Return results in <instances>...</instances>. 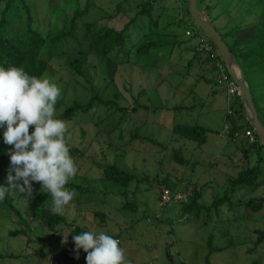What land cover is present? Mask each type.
<instances>
[{
	"label": "rangeland",
	"instance_id": "rangeland-1",
	"mask_svg": "<svg viewBox=\"0 0 264 264\" xmlns=\"http://www.w3.org/2000/svg\"><path fill=\"white\" fill-rule=\"evenodd\" d=\"M85 1L15 0L9 18L20 30L26 27L30 15L34 29L45 32L52 25L50 8L61 9L69 4L68 14L72 16L75 10L86 8ZM91 1L95 6L78 21L76 39L69 38L64 43L43 77L60 89L54 106L56 119L61 120L74 101L85 103L95 95L115 104H96L91 112H79L62 120L66 124L68 149H77V155L69 152L77 173L66 185L75 195L58 214L65 217L66 225L61 224L54 231L37 228L40 217L52 213L51 197L41 192L39 182H32L31 196L14 193L3 200L6 204L0 202V264H63L61 253L76 254L73 227L93 233L103 230L118 239L127 264H264V243H258L256 232L264 230V207L252 212L247 205L250 200L258 203L264 199V185L255 191L248 186L238 187L234 196L217 203L218 208L214 206L225 197L239 171L257 163L256 153L250 161L244 160L227 137L226 85L219 80V71L205 62L204 55L199 58L194 54V42H188L192 32L183 33L171 26L165 31L170 34H159L181 19V0L159 4L153 16L157 26L150 36L145 34L148 25H153L140 15L138 23L130 28L124 55L117 57L128 59L124 64L89 51L86 25L106 23L111 16L112 24L122 29L138 16L142 0ZM249 4V0H237V5L234 2L229 10L237 17L253 9L245 21L256 23L262 10ZM5 5V0L0 1V20ZM224 22L220 18L216 24L222 29ZM193 23L192 29L199 31ZM149 41L158 45L148 55L139 56L136 50ZM247 82L252 96L263 102V78L256 75ZM180 124L212 130L207 143L197 146L174 134L173 128ZM32 130L30 126L29 132ZM239 140L243 141L242 146H248L243 134ZM10 147L6 145V150ZM175 151H181L188 160L187 166L175 161ZM261 158L263 180L264 146ZM114 163L135 176L127 187L103 180V170L98 165ZM6 174L7 171L0 177V184L6 183ZM166 185L175 194L183 195L196 186L202 189L199 201L187 211L185 198L164 206L160 197ZM128 203H135L136 209H124ZM26 224L31 228L29 236L13 235L29 230ZM211 235L213 248H220L217 252L209 251ZM85 256L80 250L71 263L86 264Z\"/></svg>",
	"mask_w": 264,
	"mask_h": 264
},
{
	"label": "trees",
	"instance_id": "trees-1",
	"mask_svg": "<svg viewBox=\"0 0 264 264\" xmlns=\"http://www.w3.org/2000/svg\"><path fill=\"white\" fill-rule=\"evenodd\" d=\"M3 1V0H0ZM24 2V0H22ZM167 0H142L141 8L138 12V16L134 17L135 19L129 20L122 29H117L114 24H112L111 16L108 17V22L99 24V21L87 24V32L90 33V38L88 41V49L91 52H94L102 58L109 57L115 63L124 64L128 62L123 60V58L117 59L119 55H124L123 51L127 44L129 43V32L130 28L138 23L140 20V15L147 17L151 21L152 25H148L149 30L145 35L150 36L154 33L152 29H155L157 26V20L153 19L154 12L158 9L159 4L166 2ZM250 4L252 3L253 8L257 10H262V14L258 16L256 23H246L245 18L251 15V12H254L253 9L247 11V13H240L237 17H233L230 7L233 6L234 2L237 5V0H198V7L203 11L208 18L209 22L214 25V27L221 33L223 40L228 45L229 49L237 58L240 66L242 67L246 80L248 78H254L256 75L263 78L264 80V0H249ZM5 11L0 20V67L8 68L9 66L23 67V69L31 76L43 77L47 71L48 64L52 58L59 55L60 48L64 43L69 39H76V28L78 26V21L84 17L89 10L95 6L91 0L85 1V9L80 11L79 9L70 16L68 10H70L69 4L64 5L61 9H55L54 7L50 8V13L52 15V24L45 32L34 29L33 22L31 21L30 15L28 16V23L26 27L18 30L15 21L9 18V12L13 9L15 0H5ZM181 19L173 21L168 26L159 32L160 35H168L170 33H165L168 27L177 26V30H181L183 33L192 32V37L188 42H194L192 46L193 52L196 56L201 58L204 55L206 58L205 62L211 63L212 67H215L217 61H220V57L216 54V49L210 39H208L201 30L192 29V19L188 9L186 0H181ZM249 4V5H250ZM122 5V3H120ZM201 7H200V6ZM27 13L29 14V7L25 5ZM218 8V12L215 13V9ZM165 9V6L162 7V10ZM120 11V6L118 8ZM220 18H224L225 22L223 28L217 26V21ZM239 18V20H237ZM143 21V19H142ZM17 22V21H16ZM19 22V21H18ZM194 24V23H193ZM216 25V26H215ZM140 27L139 25H137ZM143 30H146L142 26ZM200 38H206L208 44L212 46L214 55L205 54L204 52H198L197 47ZM181 42V41H179ZM181 44V43H178ZM158 44L156 41H149L142 43L139 48L136 50L138 55L146 56L149 54L150 50L155 48ZM115 57H114V56ZM252 75V76H251ZM255 106L257 108L259 118L264 125V101L259 103L253 97ZM264 100V93H263ZM263 103V105H262ZM96 104H102L104 106L111 107L115 103L111 100L103 99L99 95L91 97L87 102L80 103L74 101L73 105L68 107L64 114L60 117L61 120H69L71 117L77 115L79 112L88 113L91 112ZM260 106V107H259ZM146 109L148 107L142 106ZM183 107L180 108L182 110ZM260 109L262 114H260ZM120 111L122 109H119ZM232 114H227V124L228 132L227 137L230 142L236 144L237 147L241 149L243 159L249 160L253 154H257V163L253 166H248L246 169L239 171L238 175L234 177L228 190H226V195L224 198L219 199L215 202L214 206L218 208L217 203L221 204L230 199L237 192L238 187L248 186L249 190L255 191L257 188L264 185L263 180L261 179V170L260 163H262L261 150L264 144H260V140L257 137V143L250 144L249 140L246 138L248 144L247 147L242 146L243 141L240 142V137L243 134L245 128L252 129L248 122L244 124L239 123L238 121L244 117V109L240 97H237L232 103ZM236 118L232 120V118ZM212 130L204 126H187V125H177L173 128V133L178 135L180 138H184L188 141L194 142L197 146H203L207 143L208 133ZM31 133V132H30ZM244 135V134H243ZM142 140H147L149 142H154L149 138H142ZM245 142V141H244ZM69 152L73 155H77V149L70 148ZM255 150V152H252ZM6 145L0 142V177L8 171L9 158L7 156ZM175 161L183 166L188 165V160L181 155V151H175L173 154ZM99 168L103 170V180L112 182L122 187H127L130 182L135 179V176L131 173L126 172L121 169L116 163L109 165H98ZM68 185V184H67ZM72 188H78L74 184H70ZM165 188H168L172 191L169 185H166ZM202 189L198 187H191L187 190L185 194L186 205L184 209L191 210L195 204L199 201L198 195L201 194ZM173 194H175L172 191ZM161 199V198H160ZM231 201V200H230ZM5 203V201H0ZM174 203V202H172ZM171 204V203H170ZM169 205V204H166ZM164 205V206H166ZM248 208L252 212H259L264 207V199H261L258 203L255 200H250L248 203ZM124 209L135 210V203H128L124 205ZM18 213V212H17ZM21 219V214H17ZM66 225L67 221L64 216L57 214H46L40 217L39 225L37 228L42 227L49 231H54L59 225ZM26 231H16L13 232V235L17 236L19 234H24L29 236L31 234V228L28 224ZM84 229L80 227H73L71 230L72 235L78 234ZM258 234V243H264V230L256 231ZM213 235L210 236L209 240V251L214 252L219 249H214L212 246ZM116 239V238H115ZM118 240V239H117ZM71 252V251H69ZM63 264H72L71 261L77 258V255H69L61 253Z\"/></svg>",
	"mask_w": 264,
	"mask_h": 264
},
{
	"label": "clouds",
	"instance_id": "clouds-1",
	"mask_svg": "<svg viewBox=\"0 0 264 264\" xmlns=\"http://www.w3.org/2000/svg\"><path fill=\"white\" fill-rule=\"evenodd\" d=\"M59 95L60 89L46 77L31 76L23 67H0V142L11 146L0 201L14 193L31 196L32 182H39L41 192L51 197L53 214H61L73 200L75 192L66 185L77 167L69 156L66 124L54 118ZM72 239L77 257L80 250L86 253V264H127L119 241L103 230L82 231Z\"/></svg>",
	"mask_w": 264,
	"mask_h": 264
},
{
	"label": "water",
	"instance_id": "water-1",
	"mask_svg": "<svg viewBox=\"0 0 264 264\" xmlns=\"http://www.w3.org/2000/svg\"><path fill=\"white\" fill-rule=\"evenodd\" d=\"M186 2L194 25L210 39L219 57L224 63L228 74L238 86L245 118L255 131L257 137L264 144V125L259 118V114L242 67L235 55L229 49L226 42L223 40L221 33L214 27L213 24L209 22L203 11L199 9L198 0H186Z\"/></svg>",
	"mask_w": 264,
	"mask_h": 264
},
{
	"label": "built area",
	"instance_id": "built-area-1",
	"mask_svg": "<svg viewBox=\"0 0 264 264\" xmlns=\"http://www.w3.org/2000/svg\"><path fill=\"white\" fill-rule=\"evenodd\" d=\"M198 52H204L205 54H211L213 53V48L208 44V40L206 38H200L198 47ZM216 54L218 55L217 51ZM219 56V55H218ZM215 68L217 71H219V80L223 82L226 85V95H227V102H228V114H232V103L234 100L240 96L239 88L236 85V83L232 80L230 75L228 74L224 63L220 59V61H217L215 64ZM244 136L249 140L250 144L257 143V137L252 129H245L243 132ZM161 203L163 205L170 204L172 202L181 201L185 198V195L183 194H173L172 191L168 188H164L161 193Z\"/></svg>",
	"mask_w": 264,
	"mask_h": 264
},
{
	"label": "crops",
	"instance_id": "crops-1",
	"mask_svg": "<svg viewBox=\"0 0 264 264\" xmlns=\"http://www.w3.org/2000/svg\"><path fill=\"white\" fill-rule=\"evenodd\" d=\"M204 66V65H203ZM227 101V100H226ZM224 117H225V126H226V124L228 123L227 122V106H226V108H225V111H224ZM236 118L234 117V118H232V120H235ZM239 123H241V124H244L245 122H247V120H246V118L244 119V118H242L241 120H239L238 121ZM209 129V128H208ZM236 145V144H235ZM237 150H239L240 151V153L242 154V152H241V149L238 147V149Z\"/></svg>",
	"mask_w": 264,
	"mask_h": 264
}]
</instances>
